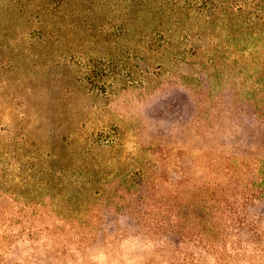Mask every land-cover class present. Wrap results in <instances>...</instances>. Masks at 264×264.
<instances>
[{"label": "rangeland", "instance_id": "1", "mask_svg": "<svg viewBox=\"0 0 264 264\" xmlns=\"http://www.w3.org/2000/svg\"><path fill=\"white\" fill-rule=\"evenodd\" d=\"M0 264H264V0H0Z\"/></svg>", "mask_w": 264, "mask_h": 264}]
</instances>
